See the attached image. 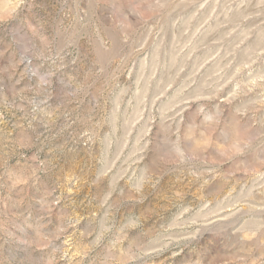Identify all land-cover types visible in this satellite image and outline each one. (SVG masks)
Masks as SVG:
<instances>
[{
	"label": "rangeland",
	"instance_id": "374dc122",
	"mask_svg": "<svg viewBox=\"0 0 264 264\" xmlns=\"http://www.w3.org/2000/svg\"><path fill=\"white\" fill-rule=\"evenodd\" d=\"M0 264H264V0H0Z\"/></svg>",
	"mask_w": 264,
	"mask_h": 264
}]
</instances>
